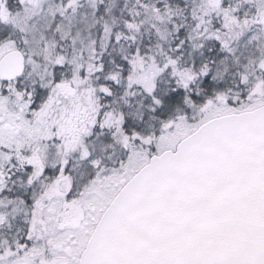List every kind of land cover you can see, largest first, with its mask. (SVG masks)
Returning a JSON list of instances; mask_svg holds the SVG:
<instances>
[{
	"label": "snow or ice",
	"instance_id": "6c2138e0",
	"mask_svg": "<svg viewBox=\"0 0 264 264\" xmlns=\"http://www.w3.org/2000/svg\"><path fill=\"white\" fill-rule=\"evenodd\" d=\"M0 264H264V0H0Z\"/></svg>",
	"mask_w": 264,
	"mask_h": 264
}]
</instances>
